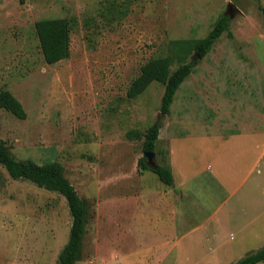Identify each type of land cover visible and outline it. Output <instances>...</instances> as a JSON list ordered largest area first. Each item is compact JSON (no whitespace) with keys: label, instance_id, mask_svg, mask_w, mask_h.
I'll list each match as a JSON object with an SVG mask.
<instances>
[{"label":"rangeland","instance_id":"374dc122","mask_svg":"<svg viewBox=\"0 0 264 264\" xmlns=\"http://www.w3.org/2000/svg\"><path fill=\"white\" fill-rule=\"evenodd\" d=\"M260 5L264 0H0V89H8L26 114L21 119L0 108V141L17 159L63 167L85 212L75 264H233L264 245V237L233 245L231 236L221 238L230 231L219 222L193 233L198 239L181 247L182 254L168 241L150 249L163 239L153 227L169 211L176 217L182 211L160 196V188L170 185L137 165L145 133L159 120L154 158L146 162L168 167L176 184L195 175V184H188L195 198L184 201L192 223L218 206L225 185L236 179L224 184L219 177L216 191L202 179L214 156L209 146L229 134L237 137L236 145L239 132L264 134ZM220 15L229 16L228 30L204 57L188 56L193 70L168 114L160 115L164 86L157 82L128 97L142 64L168 54L172 40L204 37ZM57 17L72 22L70 54L47 64L34 23ZM262 182L264 188V176ZM149 190L150 208L137 223L144 231L133 233L127 224L135 220L127 213L136 211L140 193ZM71 222L61 194L12 179L0 165V264H59ZM183 226L174 220L169 228Z\"/></svg>","mask_w":264,"mask_h":264},{"label":"trees","instance_id":"16d2710c","mask_svg":"<svg viewBox=\"0 0 264 264\" xmlns=\"http://www.w3.org/2000/svg\"><path fill=\"white\" fill-rule=\"evenodd\" d=\"M26 0H19L24 3ZM264 16V6L260 5ZM229 16L220 15L211 30L202 38L176 39L169 43V53L151 57L140 67V72L131 82L127 95L130 98L142 93L152 82L164 86L160 103V115H166L174 100L175 93L184 79L192 72L194 60L186 61L191 53L204 57L212 48L214 42L224 31L228 30ZM72 22L65 17L43 18L34 23L35 34L44 61L53 64L66 59L70 54V32ZM174 62L177 68L171 69ZM0 108H4L18 118L26 114L20 101L5 88L0 89ZM161 128L159 120L154 121L147 129L142 144L143 152H154ZM146 157L138 159L137 165L142 170H150L167 185H172L171 170L161 164L153 166L146 162ZM0 165L12 179H23L36 186L61 194L67 202L72 218L69 236L66 244L58 255L59 264H75L81 250V241L85 225V212L82 201L71 182L63 175V167L58 162L38 164L32 160H20L13 156L10 150L0 141ZM264 261V245L247 253L233 264H257Z\"/></svg>","mask_w":264,"mask_h":264},{"label":"crops","instance_id":"0c3cea01","mask_svg":"<svg viewBox=\"0 0 264 264\" xmlns=\"http://www.w3.org/2000/svg\"><path fill=\"white\" fill-rule=\"evenodd\" d=\"M236 136H239V143L237 145L234 141L237 137L229 134L220 137L219 144L214 147L212 145L209 146L208 151L209 153H213L214 156L207 164L206 169L201 171L203 173L207 170L203 177L200 176V179L201 177L205 179L214 191H216V185L220 184L219 177L223 179L224 184L229 183L232 178L236 180L230 187L225 185V195L224 197H220L221 202L201 221L192 223L191 213L188 212L189 208L184 204L185 200L195 198V195L191 191V186L190 189L188 188V184H195V175L193 178H190L189 183L180 180L176 184L173 178L172 185H164L160 188V196L171 201L170 206L175 204V206L180 208V212L182 211V213L179 215L180 217H176L175 212L169 211L170 214H167V219L161 220L165 225H162L160 222L159 225L156 224L153 227L151 232H158L162 235L163 239H155L154 245L150 249L160 248L162 244L168 241L170 248L175 247V250H179V253L182 254L181 247L185 245L190 248L198 239V236L195 238V236L191 235L193 233L198 234L206 223L211 225V223L216 224L220 222L223 224V227L226 228L227 226L228 231H230L229 236L223 235L221 238L228 239L231 236L233 241L235 239L237 240L233 245L245 242L256 243L264 237V224H260V221L264 220V217H262L264 215L262 204L264 194L262 182L264 176V134L262 135L259 131H248L245 134L239 132ZM240 164L245 167L244 171L243 168L239 170L237 167ZM184 187L186 189H182ZM153 191L149 190L145 193H140L138 201L136 202L137 205H135L137 207L136 211L127 213V217L131 221L135 220L127 224L133 233L144 231V229L137 228V223L143 221V215L150 208V205L145 204L154 194ZM223 205H229V208H226L220 213V208ZM174 220H180L184 224L182 230H176V227H174V231L170 230L169 227ZM168 222L170 224H167ZM231 226H234V228L229 230ZM224 233L226 234V231ZM165 246H168V243Z\"/></svg>","mask_w":264,"mask_h":264},{"label":"water","instance_id":"95a60500","mask_svg":"<svg viewBox=\"0 0 264 264\" xmlns=\"http://www.w3.org/2000/svg\"><path fill=\"white\" fill-rule=\"evenodd\" d=\"M144 157H146L149 161H152L154 158V152H144L143 153Z\"/></svg>","mask_w":264,"mask_h":264}]
</instances>
